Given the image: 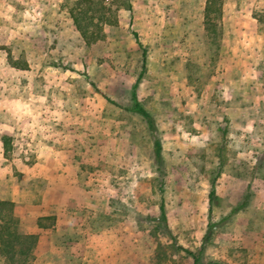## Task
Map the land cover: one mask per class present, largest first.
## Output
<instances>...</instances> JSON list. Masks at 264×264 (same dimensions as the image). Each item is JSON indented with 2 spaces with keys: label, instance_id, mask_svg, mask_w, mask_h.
<instances>
[{
  "label": "rangeland",
  "instance_id": "374dc122",
  "mask_svg": "<svg viewBox=\"0 0 264 264\" xmlns=\"http://www.w3.org/2000/svg\"><path fill=\"white\" fill-rule=\"evenodd\" d=\"M205 1L106 0L119 22L86 45L67 0H0V200L21 203V227L38 234L28 264H193L187 250L264 264V0H223L216 38ZM133 31L158 163L130 109ZM62 172L76 179L71 204H43L45 175Z\"/></svg>",
  "mask_w": 264,
  "mask_h": 264
},
{
  "label": "trees",
  "instance_id": "16d2710c",
  "mask_svg": "<svg viewBox=\"0 0 264 264\" xmlns=\"http://www.w3.org/2000/svg\"><path fill=\"white\" fill-rule=\"evenodd\" d=\"M69 2L68 12L73 21V24L79 32L81 38L86 45H91L99 40L106 38L104 31L105 24H117V18H111L107 12L111 11L106 5V0H67ZM126 9L132 14V6L130 3L126 4ZM223 0H206L204 7V19L203 23L207 33L213 38L221 34L219 22L222 16ZM133 35L139 47L142 48V67L141 72L137 76L135 83L132 86V105L130 109L139 113L146 121L148 128L154 135L153 149L156 162L162 160V143L157 135V128L155 125L152 114L141 104L137 97V87L142 74L146 68V49L143 43L140 41L137 32L133 31ZM9 60L13 66L17 63L9 57ZM99 90V89H97ZM108 101H112L109 97H106ZM10 137L7 135H1V141L4 151L10 149ZM162 173L161 169H157ZM219 170L211 179V190L209 192V208L208 212L211 214L214 204L215 184L216 177ZM246 198L235 208L231 213L236 211L239 207L246 203ZM23 211V205L19 202L2 199L0 200V254L10 264H28L30 258H32V251L37 243L38 234L34 232H26L20 225V217ZM160 218L167 226V215L164 202L159 204ZM42 218V217H40ZM46 218V217H44ZM187 252L193 258V264H219L217 261H209L205 263L202 260V251L193 252L187 250Z\"/></svg>",
  "mask_w": 264,
  "mask_h": 264
},
{
  "label": "crops",
  "instance_id": "0c3cea01",
  "mask_svg": "<svg viewBox=\"0 0 264 264\" xmlns=\"http://www.w3.org/2000/svg\"><path fill=\"white\" fill-rule=\"evenodd\" d=\"M230 1V0H229ZM234 2H236L237 0H233ZM226 5V3L224 4ZM235 5V4H234ZM132 6V5H131ZM224 7V6H223ZM129 11V10H128ZM130 12V11H129ZM119 22V21H118ZM54 174H47L45 175L47 178V187H46V193L43 196V204L45 205H51L54 203H58V204H65L66 201L67 204H71L70 202V198L71 197H75L73 196V190L75 189V176L71 175L68 173H59L58 175V179H55ZM68 179V180H67ZM57 188V190H60V193L58 194V196L60 198L57 199H50L48 194L51 190H55Z\"/></svg>",
  "mask_w": 264,
  "mask_h": 264
}]
</instances>
